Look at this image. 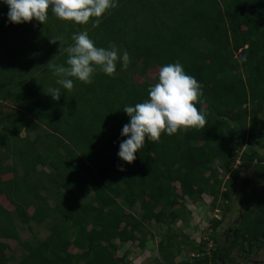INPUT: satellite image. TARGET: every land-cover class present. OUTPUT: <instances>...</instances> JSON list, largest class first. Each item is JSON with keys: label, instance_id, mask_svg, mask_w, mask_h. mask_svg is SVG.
Returning <instances> with one entry per match:
<instances>
[{"label": "trees", "instance_id": "1", "mask_svg": "<svg viewBox=\"0 0 264 264\" xmlns=\"http://www.w3.org/2000/svg\"><path fill=\"white\" fill-rule=\"evenodd\" d=\"M7 12L0 4V108H13L0 111V264H9L4 240L25 251L16 264H127L118 246L143 247L152 222L184 223V201L203 194L225 203L223 216L235 194L242 213L235 231L252 247H263L264 193L246 181L237 190L235 184L247 165L264 183V0H118L97 27L91 20H60L50 9L44 25H13ZM82 31L97 47L122 46L128 70L137 68L143 81L118 62L111 77L97 69L92 84L74 80L73 90L61 89L54 101L47 90L58 85L47 64H64L63 49ZM176 62L202 86L196 107L205 126L146 141L137 159L124 164L117 156L129 122L124 106L147 100L154 86L147 74L156 70L158 81L160 68ZM233 149H243L235 172ZM220 171L231 179L224 182ZM19 208L31 210L38 223H51L36 246L15 228L12 212ZM209 237L210 256L179 263L172 238L160 241L163 264H226L236 244L222 246L216 234Z\"/></svg>", "mask_w": 264, "mask_h": 264}, {"label": "clouds", "instance_id": "2", "mask_svg": "<svg viewBox=\"0 0 264 264\" xmlns=\"http://www.w3.org/2000/svg\"><path fill=\"white\" fill-rule=\"evenodd\" d=\"M0 4L7 6V22L13 25L32 21L44 25L50 9L60 20L77 25H86L91 20L93 27H97L104 15L118 7V0H0ZM72 40L74 43L63 49L67 55L64 64H54L52 60L47 64L58 85L47 90V95L54 101L60 100L61 89L73 90L74 80L90 85L97 69L111 77L118 62L124 68L130 63L129 54L126 51L118 54L115 45L109 48L95 46L87 31L74 34ZM201 88L179 62L161 67L158 82L148 89V99L134 106H124L122 110L129 122L123 125L120 133L118 159L131 165L146 141L159 142L162 134L171 136L188 129L203 128L205 115L196 107L202 95ZM119 170L124 171V168Z\"/></svg>", "mask_w": 264, "mask_h": 264}, {"label": "rangeland", "instance_id": "3", "mask_svg": "<svg viewBox=\"0 0 264 264\" xmlns=\"http://www.w3.org/2000/svg\"><path fill=\"white\" fill-rule=\"evenodd\" d=\"M196 45L202 50H206L208 47L205 42H199L196 43ZM116 49L118 54H123L124 49L122 46H117ZM124 69H127L128 74L131 76L135 75L138 70L136 68L135 71L133 70L130 72L127 67ZM155 75L156 70H151L145 79L155 85V83L158 82ZM231 76L232 75L230 74L229 79ZM135 79L140 82L143 81V79L138 78V76H136ZM12 109L13 108L9 103H5L3 104V108H0V111L5 113ZM250 143V140L247 139L246 146L250 145ZM242 152L243 149L232 150V155L235 158L231 167L232 172H235L240 167L241 160L239 159V156ZM260 153L263 155L264 151H261ZM4 155L5 157H8L9 152L5 151ZM254 163L255 161L253 164ZM212 166L215 165L213 164ZM220 175L224 182L231 179L230 173L220 171ZM244 181L264 193V188L261 186L263 182L252 169V166L249 167V165H247L240 168V177L235 184L236 190L243 185ZM221 191H224V189L222 188ZM224 204L225 203L221 199L214 202L209 194H203L197 201H190L189 199H186L184 201L185 209L182 213L184 223L172 220L161 221L160 223L152 222L145 229L147 233L143 236V238L145 237V244L143 247H140L137 242L123 244L118 246L117 254L119 256L125 254L127 264H163V256L158 252L157 247L160 241L162 242L164 239L166 240L171 237L175 243L173 253L174 261L176 263L188 261L193 257L197 258L203 255H209V253L214 250V245L208 241L210 240L209 235L211 233L216 234L220 244L225 246L232 241V235L235 233V228L240 222V210L238 209L236 202V195L233 194L231 200L229 201L230 210L226 216H223L222 212V206ZM131 211L135 216L140 215V211L138 209H133ZM12 213L14 215L13 219L15 221V228L22 241H27L32 246H36L48 236L49 227L51 226L50 221L47 220L40 223L36 222L32 218L31 210H23L19 208V213ZM222 218V224L218 226L216 230L213 229L212 224L214 221ZM65 237L71 239L70 234H66ZM202 241H208V243L202 252H198L196 246ZM260 241L262 242L264 239L261 238ZM4 242L9 246L6 251L9 264H16L18 260L25 255V251L14 241L4 240ZM237 245L238 246L230 251L226 264H264V247L253 249L251 257L246 258L242 257L243 254L238 250L240 242H237ZM243 248L246 251V243L243 245ZM73 252H75V250ZM218 264L220 263L218 262Z\"/></svg>", "mask_w": 264, "mask_h": 264}, {"label": "flooded vegetation", "instance_id": "4", "mask_svg": "<svg viewBox=\"0 0 264 264\" xmlns=\"http://www.w3.org/2000/svg\"><path fill=\"white\" fill-rule=\"evenodd\" d=\"M261 186L264 188V183H262ZM241 215H242V213H241V211H240V215H239V218H240V219H241ZM239 223H240V222H239ZM234 232H235V233H233V235H232V236H233V240H232V242L235 243L236 246H238V245H237V242H240V247L238 248V250L243 254L242 257H246V258L251 257V255H252V253H253V249H255V248H257V247H252L250 242H247L243 237L239 236L238 233H237L236 231H234ZM245 243L247 244V249H246V251H245L244 248H243V245H244ZM258 243H259V245H262V246L264 247V241H262V242L259 241ZM236 246H234L233 248H235ZM233 248H231V250H232ZM257 249H259V248H257Z\"/></svg>", "mask_w": 264, "mask_h": 264}]
</instances>
